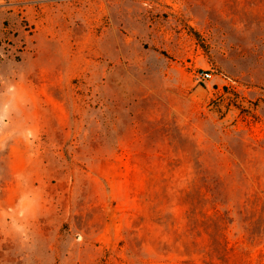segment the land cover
<instances>
[{"label": "rangeland", "instance_id": "rangeland-1", "mask_svg": "<svg viewBox=\"0 0 264 264\" xmlns=\"http://www.w3.org/2000/svg\"><path fill=\"white\" fill-rule=\"evenodd\" d=\"M0 264H264V0H0Z\"/></svg>", "mask_w": 264, "mask_h": 264}, {"label": "built area", "instance_id": "built-area-1", "mask_svg": "<svg viewBox=\"0 0 264 264\" xmlns=\"http://www.w3.org/2000/svg\"><path fill=\"white\" fill-rule=\"evenodd\" d=\"M208 77H210V75L204 74V73H202V74L199 75V78L200 79H204V78H208Z\"/></svg>", "mask_w": 264, "mask_h": 264}]
</instances>
